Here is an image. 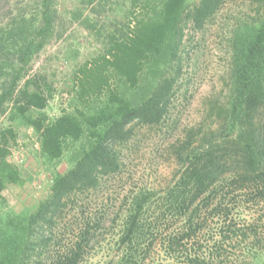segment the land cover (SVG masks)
I'll return each instance as SVG.
<instances>
[{"label": "trees", "instance_id": "16d2710c", "mask_svg": "<svg viewBox=\"0 0 264 264\" xmlns=\"http://www.w3.org/2000/svg\"><path fill=\"white\" fill-rule=\"evenodd\" d=\"M226 1L78 0L88 10L74 9L73 20L90 30L105 11L112 17L95 31L104 47L92 68L82 66L74 105L50 116V82L29 73L34 56L58 31L56 0H33L29 7L6 0L10 8L0 20V117L8 121L0 128V264H83L101 251L113 253L112 264H228L226 247L242 244L247 264H264V0H249L255 16L236 20L230 32L225 101H209L207 118L170 144L178 166L172 184L161 194L154 188L123 192L107 239L98 235L109 212L90 205L101 194L105 203L110 199L108 185L123 175L122 155L137 125H177L171 100L181 85L186 38ZM103 86L100 97L84 101ZM21 125L37 135L42 164L54 168L65 158L68 167L53 169L34 207L13 211L1 192L25 181L7 160Z\"/></svg>", "mask_w": 264, "mask_h": 264}, {"label": "rangeland", "instance_id": "374dc122", "mask_svg": "<svg viewBox=\"0 0 264 264\" xmlns=\"http://www.w3.org/2000/svg\"><path fill=\"white\" fill-rule=\"evenodd\" d=\"M32 1L16 0L15 6L29 7L33 5ZM55 3L58 13L61 14L55 28L58 31L34 56L29 73H38L50 82L51 97L45 108L50 116H56L62 109L69 110L74 105L73 100L83 79L82 66L85 64L86 68H92L99 61L95 58L104 47L102 38H97L95 31L99 27L106 28V23L110 20L106 18L107 14L112 17V13L105 11L103 17L99 15L96 29L90 30L80 20H73L71 12L74 9L81 8L83 14L88 10L79 7L78 0H56ZM256 7L249 0H228L201 31L188 33L180 89L171 100V112L178 123L173 128L164 124L154 127L137 125L122 155L123 175L108 185L112 190L110 199L105 203L101 194L90 202V205L100 203V206H105L109 212L107 223L100 230L99 238L107 239L112 236L115 226H110V222L116 211H119L123 192L137 188H154L157 194H161L172 184L178 166L174 162L170 144L176 141L177 136H183L185 129L207 118L209 101H225L229 86L230 32L236 20H250L254 17ZM8 8L10 5L6 0H0V20L5 17ZM108 84L113 86V79H110ZM106 90L107 87L103 86L101 92L96 90L95 93L86 95L84 101H91L96 95L100 97ZM7 124L5 117H0V128ZM8 151L7 160L17 168L25 180L22 185L8 184L1 192L6 200V208L13 211L34 207L48 190L53 169L63 172L68 167L65 158L57 162L54 168L42 164L38 154L37 135L27 126L16 127V137L10 139ZM117 193L120 194L118 198ZM243 246L226 247L224 253L226 261H230L228 264L250 262L249 256L243 253ZM157 253L152 255L159 261L160 254ZM114 258L113 253L101 251L90 256L83 264H112Z\"/></svg>", "mask_w": 264, "mask_h": 264}]
</instances>
